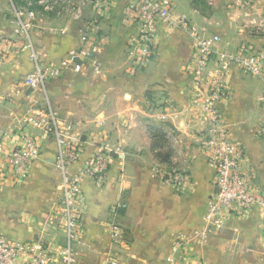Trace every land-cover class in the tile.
<instances>
[{
  "label": "crops",
  "instance_id": "obj_1",
  "mask_svg": "<svg viewBox=\"0 0 264 264\" xmlns=\"http://www.w3.org/2000/svg\"><path fill=\"white\" fill-rule=\"evenodd\" d=\"M92 1L76 0L74 13L61 18L36 7L31 27L35 51L45 64L63 62L81 48L87 23L100 41V74L90 66L80 74L67 69L45 88L49 103L61 119L75 123V134L81 137V160L72 169L101 149L113 156L103 181H83L76 264H109L116 258L123 264H165L169 256L180 264H264L260 204L244 216H231L222 232L202 238L215 186L214 169L200 140L214 118L197 93L206 94L224 63L214 56L209 77L198 83L188 66L189 37L161 22L157 56L133 73L131 43L141 26L127 13L129 0H116L109 9H97ZM214 1L210 9L177 0L172 12L189 18L192 30L196 25L220 34L219 51H234L242 43L254 51L264 48V0H249L246 7L258 28L242 27L247 10ZM12 4L21 2L0 0V33L20 39ZM66 27L67 33H60ZM32 69L30 51L21 48L10 49L0 66V142L18 145L25 133L40 142V156L23 180H16L0 158V234L16 242L59 245L64 229L56 144L24 119L29 107L43 105L40 90L24 86ZM225 74L227 96L218 104V121L243 146L244 169L264 196V76L246 74L235 65ZM180 176L187 183H180ZM112 221L124 230L120 245L112 243Z\"/></svg>",
  "mask_w": 264,
  "mask_h": 264
},
{
  "label": "built area",
  "instance_id": "obj_2",
  "mask_svg": "<svg viewBox=\"0 0 264 264\" xmlns=\"http://www.w3.org/2000/svg\"><path fill=\"white\" fill-rule=\"evenodd\" d=\"M20 5L12 4L14 22L22 37L13 38L0 33V66L2 58L10 49L29 50L33 60V69L25 77L24 86L32 89H45L49 81L60 78L64 71L72 69L82 73L90 66L95 74H100L102 67L99 60V39L91 31V25L85 24L81 30L82 45L76 51L67 54L63 62L45 64L35 51L31 37V27L37 18L36 7L40 11L53 14L57 18L72 15L76 0H20ZM95 8L109 9L114 6L112 0H93ZM170 0H129L127 13L140 23V34L131 43L133 73L146 68L157 56V25L160 22L173 24ZM180 27L195 37L196 54L189 64L191 72L200 83L209 77V64L214 56L224 63L219 78L212 80L206 94L200 91L197 98L203 101L204 110L212 114L214 120L207 133L201 136V143L209 155V163L214 169L215 193L209 204L205 218L208 222L206 233L218 234L227 227L231 216H244L260 204L264 208V196L257 192L254 177L244 169L245 151L243 146L232 140L229 131L218 121V104L227 96L225 69L235 65L244 73L264 76V48L259 51L240 49L236 52H217L218 35L199 36L183 19L175 21ZM60 29V33H67ZM3 49V50H2ZM34 126L42 131V137L52 136L56 144L55 164L62 176V196L60 211L63 220L64 241L60 245L47 244L43 240L31 242L11 241L0 235V264H73L75 262L73 244L78 239L82 227L81 193L85 179L103 181L112 162L108 152L99 151L84 160L83 167L74 171L72 168L81 160V137L75 134V123L61 119L58 111L48 100L42 106L29 109ZM264 132V128L262 129ZM40 156V142L31 134H24L20 143L12 147L0 142V158L10 170L12 176L20 181L25 179ZM1 179V178H0ZM180 183H187L185 176L177 178ZM49 229V225L45 226ZM109 232L113 243H122L124 230L116 221L110 222ZM178 243V242H177ZM264 259V258H263ZM109 264H122L119 259ZM165 264H178L174 256H169Z\"/></svg>",
  "mask_w": 264,
  "mask_h": 264
},
{
  "label": "rangeland",
  "instance_id": "obj_3",
  "mask_svg": "<svg viewBox=\"0 0 264 264\" xmlns=\"http://www.w3.org/2000/svg\"><path fill=\"white\" fill-rule=\"evenodd\" d=\"M176 1L177 0H170V2H171V4H172V10H171V18H172V20H173V24H169V23H166V22H162L164 25H165V27H166V29L167 30H173V29H176V30H179V31H181L184 35H186L187 37H189V41H190V43H191V48H192V55H191V59H190V61H189V63H188V66H189V64H190V62H192V60H193V58H194V56H195V54H196V45H195V37L194 36H191V34H189V33H187L186 32V30L184 29V28H181L178 24H176L175 23V21H176V19H183V20H185V22L187 23V24H191V20L189 19V18H187L185 15H181V14H177L176 12L174 13V12H172V11H174V7L176 6L175 4H176ZM216 1H219V0H216ZM190 2H191V4L192 5H195V6H197V7H202V6H207V7H209L210 9L212 8H214L216 5H215V1L214 0H190ZM112 3L115 5V3H116V0H112ZM220 3H221V1H220ZM223 3H228V5H231V7L232 8H234V7H236V9H240V8H243L244 10H247V6L249 5V0H224L223 1ZM240 7V8H239ZM212 13H214V11H212ZM249 14V12H248V10L246 11V12H244V18H243V24H242V27L244 26V27H246V28H258V26L256 25V23H255V20L254 19H252L251 18V16H249L248 15ZM175 19H174V18ZM248 18H249V20H248ZM238 19H239V17H238ZM218 21V20H217ZM214 22H216V21H214ZM161 23V22H160ZM195 25V24H194ZM157 27H158V25H157ZM194 27H196L197 29H194L195 30V32L197 33V35H199V36H205V37H211V36H214V35H218L219 37H220V39L216 42V51L217 52H236V51H238V50H240V49H250V50H253L254 51V49L252 48V47H250V44L249 43H242L241 45H239L234 51H228V50H224V51H219L218 50V44L221 42V35L220 34H217V33H212V34H208V30H207V28L206 27H199V26H194ZM140 34V30H139V32L135 35V36H138ZM156 42L159 44V42H160V36H159V28H157V39H156ZM216 60L218 61V59L216 58ZM218 63H220L219 61H218ZM210 65V64H209ZM210 67V66H209ZM93 72V71H92ZM209 72L211 73V70L209 69ZM94 73V72H93ZM95 74V73H94ZM193 74V73H192ZM96 75V74H95ZM98 75V74H97ZM193 76H195L194 74H193ZM40 96H41V101L40 102H42L41 104H44V102L47 100V97H46V93H45V89H41L40 90ZM32 107H35V106H31V107H29V108H32ZM37 107V106H36ZM24 119L26 120V119H31V113H30V111L28 110L27 111V113H25V117H24ZM26 122L28 123V120H26ZM2 138V137H1ZM99 151H104V152H108L109 154H111V151L110 150H103V149H101V150H98V151H96L95 153H97V152H99ZM94 153V154H95ZM111 156H112V154H111ZM112 161H113V156H112ZM111 164H112V162H111ZM111 164H110V166H109V169H110V167H111ZM83 165H84V161H82V163H81V166L78 168V169H75L74 171H78V170H80L82 167H83ZM108 169V170H109ZM93 180V179H92ZM0 235H2V234H0ZM3 236V235H2ZM6 238V237H5ZM75 243H76V241L74 242V244H73V249H74V257H75V260H76V250H75ZM113 243V242H112ZM113 244H115V245H120L121 243H119V244H117V243H113ZM61 245V244H60ZM116 259H119V258H116ZM120 260V259H119ZM178 261V260H177ZM120 262L122 263V261L120 260ZM73 264H76V261L73 263ZM123 264V263H122ZM178 264H180L179 262H178Z\"/></svg>",
  "mask_w": 264,
  "mask_h": 264
},
{
  "label": "trees",
  "instance_id": "obj_4",
  "mask_svg": "<svg viewBox=\"0 0 264 264\" xmlns=\"http://www.w3.org/2000/svg\"><path fill=\"white\" fill-rule=\"evenodd\" d=\"M164 134L162 133V136H163Z\"/></svg>",
  "mask_w": 264,
  "mask_h": 264
}]
</instances>
